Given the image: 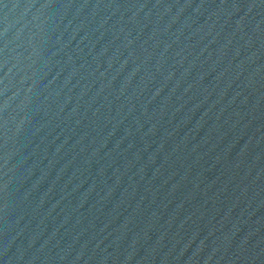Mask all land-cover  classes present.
Instances as JSON below:
<instances>
[{
  "label": "water",
  "instance_id": "1",
  "mask_svg": "<svg viewBox=\"0 0 264 264\" xmlns=\"http://www.w3.org/2000/svg\"><path fill=\"white\" fill-rule=\"evenodd\" d=\"M0 264H264V0H0Z\"/></svg>",
  "mask_w": 264,
  "mask_h": 264
}]
</instances>
